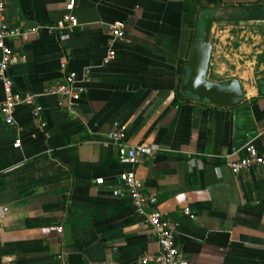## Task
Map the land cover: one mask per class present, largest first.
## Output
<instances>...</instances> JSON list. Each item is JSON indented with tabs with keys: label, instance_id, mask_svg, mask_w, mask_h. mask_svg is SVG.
<instances>
[{
	"label": "crops",
	"instance_id": "obj_1",
	"mask_svg": "<svg viewBox=\"0 0 264 264\" xmlns=\"http://www.w3.org/2000/svg\"><path fill=\"white\" fill-rule=\"evenodd\" d=\"M69 1L5 0L10 26L39 30L7 41L25 58L10 69L14 90L35 105L19 106L13 126L0 114V264H139L159 256L145 218L113 195L129 171L157 197L191 264H264V174L236 175L228 166L247 145L264 154V47L255 70L228 69L220 61L226 34L214 37L227 21L242 23L243 35L260 29L264 40V0H75L84 27L61 39L49 28ZM116 23L126 36L105 63ZM204 27L215 30L207 37ZM204 35L214 47L209 80H239L241 105H201L182 93L191 44ZM64 61L78 80L90 71L72 112L44 93L59 85ZM5 99L0 83V110ZM115 123L128 128L126 143L154 155L122 165L119 145L107 138Z\"/></svg>",
	"mask_w": 264,
	"mask_h": 264
},
{
	"label": "built area",
	"instance_id": "obj_2",
	"mask_svg": "<svg viewBox=\"0 0 264 264\" xmlns=\"http://www.w3.org/2000/svg\"><path fill=\"white\" fill-rule=\"evenodd\" d=\"M76 2L70 0L67 3V14L61 21L49 28V31L59 38H65L77 29H83L78 19L73 15ZM111 42L105 63L115 59L116 53L113 49L114 43L122 41L126 36V26L123 23H116L110 27ZM39 28L32 30L20 27H12L6 20V2L0 0V83L3 86L6 99L1 107L0 114L7 126L15 124L14 112L19 106H34L35 97L32 95H23L15 92L13 80L10 77V69L24 62L25 58L18 52L8 46L7 41L10 38H20L27 41L31 34L37 33ZM61 80L57 87L49 88L44 91L45 95H54L59 97V107L65 111L72 112L73 108L81 100L86 92L82 83L88 80L90 71H86L85 79L78 80L75 73L68 72L67 61L60 65ZM42 108L35 106L34 117L40 120ZM45 125L41 124V128ZM128 128L125 125L115 123L107 133V138L119 145L118 159L122 165L135 167L141 158L151 157L154 150L143 145L131 146L127 142ZM14 149L21 147V140L16 139ZM241 154L239 157H237ZM230 170L236 174H264V154L259 153L252 144L245 146L240 151H236L230 157L228 162ZM96 185H103L104 180L98 179ZM120 189L113 191L116 198L127 197L132 204L135 213L145 218V225L148 227L150 238L159 246L160 254L157 257H144L139 264H191L190 261L182 255L176 240V226L170 220L169 215L158 208V199L155 195L147 193L141 182L138 180L134 171L123 173L119 177ZM185 217L190 220H196V215L190 209L183 212ZM58 233L62 234L63 229L59 228ZM115 264V263H112Z\"/></svg>",
	"mask_w": 264,
	"mask_h": 264
},
{
	"label": "water",
	"instance_id": "obj_3",
	"mask_svg": "<svg viewBox=\"0 0 264 264\" xmlns=\"http://www.w3.org/2000/svg\"><path fill=\"white\" fill-rule=\"evenodd\" d=\"M205 28V27H204ZM205 35L207 29L205 28ZM208 35L215 29L208 28ZM197 38L190 47L182 93L192 101L217 108L230 109L241 105L244 100L242 86L237 79L226 82L209 80V70L214 47L212 39Z\"/></svg>",
	"mask_w": 264,
	"mask_h": 264
},
{
	"label": "rangeland",
	"instance_id": "obj_4",
	"mask_svg": "<svg viewBox=\"0 0 264 264\" xmlns=\"http://www.w3.org/2000/svg\"><path fill=\"white\" fill-rule=\"evenodd\" d=\"M209 30H207L208 32ZM243 25L242 23L235 22L234 24L221 23L216 29V34L214 37H217V34L224 32L226 34V39L224 42H220L215 38V44L221 43L223 45L226 55L228 57L224 58L222 56L221 63L222 65L227 66V68H247V69H256V62L258 60V52H260L264 47V40L257 39V36L263 34L260 29L248 28L246 31L247 34L243 35ZM207 37H208V33ZM227 35L230 37L228 38Z\"/></svg>",
	"mask_w": 264,
	"mask_h": 264
},
{
	"label": "trees",
	"instance_id": "obj_5",
	"mask_svg": "<svg viewBox=\"0 0 264 264\" xmlns=\"http://www.w3.org/2000/svg\"><path fill=\"white\" fill-rule=\"evenodd\" d=\"M209 27H207V30H208Z\"/></svg>",
	"mask_w": 264,
	"mask_h": 264
}]
</instances>
